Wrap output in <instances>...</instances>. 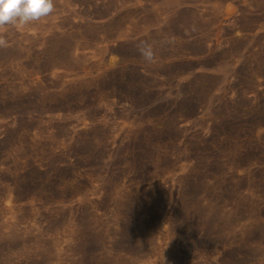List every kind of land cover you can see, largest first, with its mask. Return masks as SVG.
I'll use <instances>...</instances> for the list:
<instances>
[{
	"label": "rangeland",
	"instance_id": "1",
	"mask_svg": "<svg viewBox=\"0 0 264 264\" xmlns=\"http://www.w3.org/2000/svg\"><path fill=\"white\" fill-rule=\"evenodd\" d=\"M0 47V264H264V0H54Z\"/></svg>",
	"mask_w": 264,
	"mask_h": 264
},
{
	"label": "clouds",
	"instance_id": "2",
	"mask_svg": "<svg viewBox=\"0 0 264 264\" xmlns=\"http://www.w3.org/2000/svg\"><path fill=\"white\" fill-rule=\"evenodd\" d=\"M54 11V0H0V47H7L8 26L23 27L41 21Z\"/></svg>",
	"mask_w": 264,
	"mask_h": 264
}]
</instances>
